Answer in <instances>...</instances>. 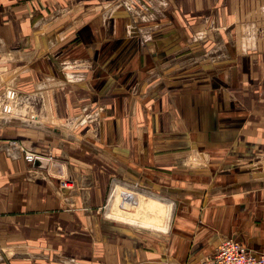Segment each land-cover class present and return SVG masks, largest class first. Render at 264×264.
<instances>
[{"label": "crops", "instance_id": "obj_1", "mask_svg": "<svg viewBox=\"0 0 264 264\" xmlns=\"http://www.w3.org/2000/svg\"><path fill=\"white\" fill-rule=\"evenodd\" d=\"M51 75L47 121L0 118V264H200L228 239L264 253V0H0V95ZM97 104L101 143L61 124ZM11 140L67 156L75 187ZM115 172L194 203L167 233L109 220Z\"/></svg>", "mask_w": 264, "mask_h": 264}, {"label": "rangeland", "instance_id": "obj_2", "mask_svg": "<svg viewBox=\"0 0 264 264\" xmlns=\"http://www.w3.org/2000/svg\"><path fill=\"white\" fill-rule=\"evenodd\" d=\"M59 78L55 77V75H51L48 78L44 79V81H40L33 91H27L23 88H8L5 87L1 91L0 95V118L2 119H10V120H29L32 123L47 121L49 115H52L57 106L56 102V93L58 88H62L63 86L57 85V87L52 86L53 82H57ZM47 81V82H46ZM45 82V83H44ZM51 82V86L49 83ZM47 85V86H46ZM30 96V98L27 97ZM27 98L29 99L27 101ZM53 110V111H52ZM106 112V108L104 105L97 104L95 107L91 108L89 111L84 112L85 115L80 116L74 121H67V119L62 121V125L69 126L73 130H77L80 127L88 128V136L95 141V143H101L102 141V128L106 122V116L104 113ZM75 122V123H74ZM10 142H16L11 140ZM32 151H37L38 155L41 156L43 165H49L51 167L49 175L53 178L60 179L69 186L73 185L75 187L74 176L71 172V168L69 164H64L63 162L60 164L62 167H58V163L62 160H69L67 156L57 155L55 151L51 147H44L40 149H32ZM45 170V169H44ZM41 171V170H40ZM122 177V175L120 174ZM115 172L113 175L112 189L114 188L115 181L119 180L121 182H126L125 178L122 179ZM116 179V180H115ZM69 181H74V184L69 183ZM127 183V182H126ZM132 185H136L134 183H129ZM186 186V185H185ZM201 183H195L190 186V188H201ZM144 191H148L155 195L161 196L163 198L172 200L176 207H190L193 200L188 198H180L174 197L170 195L168 190L157 191L153 190V188L149 185H141L138 186ZM184 187V186H183ZM173 193V192H172ZM119 198L115 200L112 204L111 212L115 216H123L129 219H134L137 221H143L148 217L149 220L157 219V210L160 209L163 205L161 203H153L149 199H147L144 195H140L133 190L130 191L128 189H123L119 191ZM197 207H201L200 205H194ZM108 203L104 210L103 214L108 210ZM106 215V214H105ZM174 216V215H173ZM172 222V221H171ZM171 226V224H170ZM134 229H142L139 227L131 226ZM170 229V227H169ZM169 231V230H168Z\"/></svg>", "mask_w": 264, "mask_h": 264}, {"label": "bare ground", "instance_id": "obj_3", "mask_svg": "<svg viewBox=\"0 0 264 264\" xmlns=\"http://www.w3.org/2000/svg\"><path fill=\"white\" fill-rule=\"evenodd\" d=\"M192 158V157H191ZM202 158V157H201ZM199 163V162H198ZM116 180V179H115ZM136 184V183H135ZM150 184V183H149ZM139 184L132 185L129 182H121L119 180L115 181L114 188L112 189V193L108 200V210L106 211V217L109 220H113L122 224H127L129 226L139 227L142 229H148L157 231L159 233H167L173 219V215L175 212V204L172 200L163 198L161 196L155 195L148 191H144L143 189L138 187ZM123 189H128L130 191H134L140 195H144L147 199L152 201L153 203H161L163 206L157 210V219L149 220L148 217L145 220L137 221L134 219H129L123 216H115L111 212L112 204L115 202L117 198H119V191ZM236 241V240H235Z\"/></svg>", "mask_w": 264, "mask_h": 264}, {"label": "built area", "instance_id": "obj_4", "mask_svg": "<svg viewBox=\"0 0 264 264\" xmlns=\"http://www.w3.org/2000/svg\"><path fill=\"white\" fill-rule=\"evenodd\" d=\"M12 145L23 152L26 162L32 168L43 165L44 162L37 151L27 149L17 142H12ZM69 183L74 184V181H69ZM61 187L63 189L72 188L73 185L69 186L68 183L62 180ZM200 264H264V253H254L234 239H228L221 243L212 256L204 259Z\"/></svg>", "mask_w": 264, "mask_h": 264}, {"label": "water", "instance_id": "obj_5", "mask_svg": "<svg viewBox=\"0 0 264 264\" xmlns=\"http://www.w3.org/2000/svg\"><path fill=\"white\" fill-rule=\"evenodd\" d=\"M70 188H64L63 189V193L65 194V195H68L69 193H70ZM110 223L112 222V223H114L113 221H109Z\"/></svg>", "mask_w": 264, "mask_h": 264}]
</instances>
